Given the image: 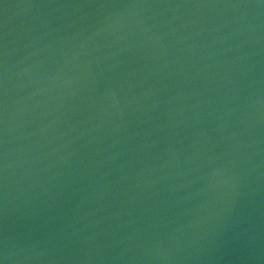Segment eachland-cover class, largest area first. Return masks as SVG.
<instances>
[{"label":"water","instance_id":"water-1","mask_svg":"<svg viewBox=\"0 0 264 264\" xmlns=\"http://www.w3.org/2000/svg\"><path fill=\"white\" fill-rule=\"evenodd\" d=\"M0 264H264V0H0Z\"/></svg>","mask_w":264,"mask_h":264}]
</instances>
